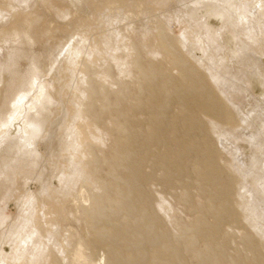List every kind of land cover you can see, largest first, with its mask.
<instances>
[{
	"label": "bare ground",
	"instance_id": "6f19581e",
	"mask_svg": "<svg viewBox=\"0 0 264 264\" xmlns=\"http://www.w3.org/2000/svg\"><path fill=\"white\" fill-rule=\"evenodd\" d=\"M77 22L83 34L96 28ZM178 22L180 36L157 26L163 59L143 60L133 44L130 66L115 63L120 77L107 60L78 62L82 44L99 49L82 35L47 84L34 68L0 88V149L35 137L50 146L44 110L54 98L79 118L56 184L24 197L17 221L0 214V264H264V163L244 148L264 147V0L205 2Z\"/></svg>",
	"mask_w": 264,
	"mask_h": 264
},
{
	"label": "rangeland",
	"instance_id": "374dc122",
	"mask_svg": "<svg viewBox=\"0 0 264 264\" xmlns=\"http://www.w3.org/2000/svg\"><path fill=\"white\" fill-rule=\"evenodd\" d=\"M106 1H111L113 6L110 13L106 9ZM214 1L0 0L2 12L0 13V88L5 89V85L13 80L19 82L30 79L34 68L37 69V82L47 84L53 76H58V68L69 60L66 57V50H63L72 42L74 45L77 44L75 46L77 50L82 43V35L96 39L99 49L91 48L88 43L82 44L78 62H91L94 58L101 62L107 60L111 66L103 67L110 69V76L120 77V69L117 68L130 66L131 57L136 55V51L132 50L133 44L143 60L160 59L161 55L154 53L157 46L156 34L159 29L157 26L168 23L169 33L180 36L183 25L178 21L186 20L187 9L190 6ZM240 1L247 3V0H235L239 3ZM232 15H236L233 10ZM78 18H82L83 23H90L96 28L83 34L77 25ZM208 21L214 29L221 27L214 18ZM188 22H190L189 19ZM259 28L262 31L264 25H259ZM203 39L204 42L209 43L205 37ZM234 41L236 42V39ZM150 49L152 53L147 52ZM247 49L254 51V48ZM195 54L197 58H204L201 50L196 51ZM246 57L244 54L243 58ZM54 60L57 65L55 69H52L51 63ZM115 63H120V66L116 68ZM77 69H74L76 73L71 78L75 80L74 82L78 80ZM238 71L236 69L228 73V80L235 78ZM241 72L243 73L244 69H241ZM74 87L72 82L67 85L69 92L74 93ZM46 88L51 90L48 86ZM258 89L260 87L254 90L251 88L253 96L257 99L261 96ZM233 96L246 108L250 106L251 101L243 95L239 99L235 94ZM76 104L74 103V106ZM65 106L62 101L59 102L54 98L44 110L47 116L44 123L45 131L48 128L56 131L50 146L44 147V143L35 137L27 144V147L20 144V149H17V143L14 142L11 147L4 146L0 149V165L4 162L7 166L5 174L0 177V214L2 213L9 221H17L21 211L20 203L21 200H25L24 197L35 196L46 183L56 184L57 182V167L60 162L62 163V152L65 151L62 141L65 138L66 129L72 124L79 123V118L71 117L65 110ZM57 128L62 132L57 133ZM4 138H7V135ZM14 139L15 137L7 139L6 143L13 142ZM105 140L107 142V139ZM244 148L250 158L258 157L259 166L264 163V147L259 149L256 146H250L248 149L245 145ZM258 173L261 176L264 175V171L260 169ZM242 195L248 197L249 193ZM5 248L6 252H9L8 246Z\"/></svg>",
	"mask_w": 264,
	"mask_h": 264
}]
</instances>
